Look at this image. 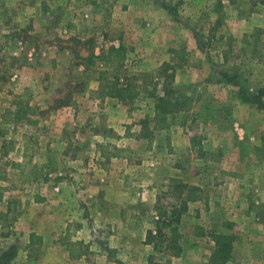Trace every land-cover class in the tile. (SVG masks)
Here are the masks:
<instances>
[{
  "label": "crops",
  "instance_id": "1",
  "mask_svg": "<svg viewBox=\"0 0 264 264\" xmlns=\"http://www.w3.org/2000/svg\"><path fill=\"white\" fill-rule=\"evenodd\" d=\"M67 1L0 0V87H11L15 92L30 88L33 103L43 108L52 101L50 88L57 83L54 74L66 79L79 76L77 81L86 85L68 97V105L53 109L48 117L40 116L39 123L45 128L34 136V161L44 167L48 177L18 189L23 214L11 226L12 235L19 238L20 250L13 263L31 257V235L35 234L46 248L45 261L149 264L148 257L155 251L146 243V237L149 230H155L157 197L163 187L154 176L139 175L145 161L137 160L145 140L137 138L140 130L129 135L121 125L126 118L135 119L132 115L142 118L145 109L141 105L135 113L124 114V102L113 97L99 99L96 91L100 70L110 68V63L102 59L103 45L94 52L91 64L95 61L96 65L90 67L77 63L74 48L59 43L70 38L86 40L103 28L111 40L109 46L123 44L131 48L128 56L139 58L136 69L151 72L172 60L176 83L179 76L196 83L192 63L194 58L203 59L204 49L195 25L213 14V0H103L102 4L97 0L92 4L86 0ZM81 5L90 11L89 20L74 15ZM251 20H256L255 15ZM176 54L184 55L186 63H179ZM4 74L7 80L2 82ZM211 85L224 84L208 83ZM235 104L243 120V112L251 108L239 101ZM209 107L211 110L205 106L200 109L197 127L176 121L170 128L157 131L153 153L170 158L174 151L182 155L193 152V133L184 130H203L205 134L218 130L211 127V122L224 118L219 108ZM96 116L108 123L114 135L91 129ZM207 135L211 137L212 133ZM168 143L174 150L170 153ZM99 145H109V150L129 147L133 155L105 159ZM218 145L222 144H214V149ZM24 146L25 141L16 142L9 157L22 161ZM230 148L242 149L238 143ZM243 158H226V164L233 167L227 176L221 175L212 182V191H204L188 202L180 223L183 253L172 258L173 264L178 259L182 264H208L216 246L211 233L235 238L232 257L226 264H264V161L256 159L252 163ZM8 185L0 180V189ZM10 195L5 192L0 204L5 200L7 205ZM1 211H7V207L0 210V217H5Z\"/></svg>",
  "mask_w": 264,
  "mask_h": 264
},
{
  "label": "rangeland",
  "instance_id": "2",
  "mask_svg": "<svg viewBox=\"0 0 264 264\" xmlns=\"http://www.w3.org/2000/svg\"><path fill=\"white\" fill-rule=\"evenodd\" d=\"M41 1L46 2V0ZM97 1H100L101 4L103 2V0ZM85 2L87 4L88 2L92 4L95 0H86ZM212 4L213 14L210 15L209 19L204 23L195 25V32L200 35V46L204 49L203 59H200L199 57L196 59L194 58L192 63V67H194V78L197 80L196 83L187 80L184 81L179 76V83H176L175 79L171 84V86L177 88L179 94L185 93L189 95L192 98V103L186 112H176L171 117V120L173 123L179 121L182 125L185 121L187 122L188 127H197L199 125L197 121H199L200 109L203 106L210 109L209 106L211 105L214 109L215 107L219 108L222 112L220 115L224 116V118L211 122V127L214 129L218 128V130H209L208 132H205V134L203 133V130H184L186 133H188V131L193 133L191 136V143L194 144V150L193 152H189V155L177 153L169 143V153L174 151V153L171 152L174 156H170L169 158L167 155H155L153 153V146H155L154 141L152 147L149 149V139L145 136L146 133H149V130H152V122L150 123L147 120V124H142L143 120L154 113L155 99L147 95L145 92H142L134 102L124 103L126 106L124 107V114L127 111L135 113L141 105L145 109L142 118L132 115L135 119L129 120V118H126V121L122 122L121 125L124 127L122 130H127L129 135L135 134V130H140L137 138H143V140H145V144L143 145L139 159L137 160V162L140 163H142V160L145 161L144 168L141 169L142 171H138V173L144 178L154 176L157 179V184L162 185L163 188L158 193L157 205L170 206V204H175L177 202V196L182 198L189 188L198 187L196 197L204 191H212V182H215L221 175L227 176L226 172H230L233 169V167L226 164V158H229V160H231V157L237 159L240 155L241 157H244L243 161L248 160L252 163L253 160L256 159H262V161H264V108H259V105H250L240 101L235 94L239 86L217 82L216 80L218 77L217 72L219 70L225 69L231 72L237 70L240 74V85L256 91L264 88L263 0H228L226 2L213 0ZM257 14H260V16L257 17ZM74 15L79 19H82V21H85L89 20L90 11H86L84 6L81 5L80 8L76 9ZM253 15L256 17V20L254 21L251 20ZM249 16L251 18H249ZM237 19L241 21L239 22ZM99 35L101 39L99 38ZM103 36L104 39H102ZM110 41L111 40L107 33H105V30L100 28L99 33H95L86 40L70 38L59 44L74 48L77 51V63L89 65L91 67L92 65H96L95 61L91 64L94 52L98 47H101V45L104 46L102 49L106 52L109 49ZM128 49L129 51L131 50L129 47ZM232 52H234V54ZM176 57L179 60V63H182V54H176ZM138 59V57L132 59L127 54L125 66L123 67V70L119 71V73L113 71L111 67L105 69L109 71L108 75H112L110 79L114 80V86L117 84L120 86L124 85L129 81L131 75H136L139 76L138 84L141 85L143 82H148L146 83L148 90H151L150 87H148L149 84H156L158 88L157 93L163 95L164 83L171 81L168 76L172 71L175 73V63H172V60L169 62L165 61L158 70L150 72L136 69L135 61H138ZM203 61L205 64H203ZM0 62H2L1 56ZM101 71L102 70H100V72ZM203 73L207 77H203ZM61 75H53L57 83L55 82L54 87L50 88L52 101L45 104L43 108L36 104L42 111V114L36 117L39 122L40 116L48 117L50 111L53 110L51 108L60 103V100L67 99L66 96L69 95V93L72 94L78 90L82 91L86 87L85 83L77 81L80 79L79 76L75 77V79H72V77L66 79V77ZM2 76V82L6 81L7 79L5 80V76L7 77V75L4 74ZM47 76L49 77V74ZM202 77L203 80L199 81ZM208 83H223L224 85L208 86ZM104 84H106V81L100 80L99 89L96 91L97 95L100 93L101 87ZM21 92H15L11 87H0V116L6 108L12 107V100L15 95ZM209 96H215L216 103L213 100H208ZM106 97L111 96L107 95ZM105 98L99 99L103 101ZM138 100L142 101L139 102ZM237 101L248 104L251 108L246 110L245 113L243 112L244 115L241 116L243 120H240V117L238 116V114H241L242 112L236 107L235 103ZM235 107L236 109H234ZM210 112L213 115H219L216 111ZM99 116L102 115L99 114ZM237 120H239V122H237ZM92 121V130L102 131L108 134V136L114 135L113 129L109 128L107 125L108 123L105 120L102 121L101 117L96 116ZM39 122L36 125H27L26 123L2 124L0 117V159L3 148L10 139H14L18 143L26 142L30 136L34 139V136H37L39 130H44L45 127L43 128V125ZM220 132H222V134H220ZM208 133H212V136L209 137V135H207ZM25 136L29 137L25 138ZM34 140L36 141V147L37 139ZM205 142H207L208 145H204ZM235 143L241 144V151L237 148H230V146ZM214 144L222 145H218L220 147L214 149ZM244 147L249 151V154L245 152ZM35 150L36 148H34V160ZM98 150L106 159L107 154L110 151L109 145H106L105 147L99 145ZM166 151H164V153ZM175 178L180 181L178 183L172 182V179ZM180 184H184V186ZM26 186L16 185V187H13L10 182L8 186L0 189L1 199L5 192L11 194L7 205L4 202L5 200H2V204H0V210L7 207V211H1L5 212V217L3 215H1L2 218L0 217V225H2L0 226V252L7 249L12 244H18L17 242L19 238L16 234L12 235L11 231L13 230L11 226H14L13 223L23 214V209L20 204L21 198H18L17 195L19 194L18 189H22ZM23 233L24 231L20 234V238L23 237ZM203 233L204 235L206 234V232ZM36 237L37 236L34 237V240H37ZM21 240L23 239L21 238ZM41 243L42 242L38 240L35 242L33 245L34 251L31 253L30 258H23L21 261L15 263L12 261L11 264H71L65 260L61 262L45 261L46 257H44L43 254L45 255L46 248ZM153 255L154 264L165 263L167 258L165 255L156 252L153 253ZM175 263L182 264V261L178 259ZM171 264H173V261Z\"/></svg>",
  "mask_w": 264,
  "mask_h": 264
},
{
  "label": "trees",
  "instance_id": "3",
  "mask_svg": "<svg viewBox=\"0 0 264 264\" xmlns=\"http://www.w3.org/2000/svg\"><path fill=\"white\" fill-rule=\"evenodd\" d=\"M264 4V0H263ZM165 6H167L165 4ZM128 47L125 45H111L109 49L102 55V59L110 63L113 71L119 73L125 66L127 60ZM181 62H185L184 55L181 57ZM217 82H224L234 86H239L235 92L238 99L250 105H259V108H264V88L261 90H250L243 85H240V74L237 70L231 72L229 70H219ZM108 70L100 72L99 79L106 81L101 87L99 98H105L107 95L116 98L117 100L127 103L134 102L142 92H145L150 97L155 99L154 113L142 121V124L152 122V130L146 133L145 136L149 139L150 149L152 147L155 132L168 129L171 126V117L177 112H186L192 103V98L187 94H179L177 88L171 86L172 81L175 80V73L172 71L169 74L171 81H167L163 86V95L157 93V85L149 84L151 90H148V82L138 84L139 76L131 75L129 81L124 85L117 84L114 86V80L110 79L112 75H108ZM150 83V82H149ZM174 83V82H173ZM114 88V89H113ZM71 96L72 94L69 93ZM64 99L51 109L59 106L68 105L70 100ZM33 91L30 88H25L21 93L15 95L12 100V107L6 108L1 114L2 124H19L26 123L27 125H36L39 120L36 118L42 114L40 108L32 103ZM148 120V122H147ZM29 137V136H28ZM25 137V138H28ZM16 141L10 139L4 146L0 159V180L11 182L13 187L31 186L41 180H46L44 167L39 166L34 162V148L36 141L33 137H29L25 142L23 160L15 161L9 157L11 151L15 149ZM132 155V150L129 147H113L107 154V159L114 157L129 158ZM175 178L172 182H179ZM183 185L184 184H180ZM198 187L187 189L186 196H177V202L170 204V206L156 205V212L158 219L155 221V230L147 232L146 243L151 244L156 253L165 255L166 260L164 264H171L172 258L180 257L183 253V246L181 244L182 233L180 230V223L183 214L187 211V204L190 200H195ZM176 197V196H175ZM1 199V195H0ZM158 202V201H157ZM36 235H31V245H34L37 240H34ZM211 238L216 242L215 249L208 257V264H226L232 257L233 242L235 240L233 235L223 233H211ZM19 251L18 244H12L7 249L0 252V264H11L17 257ZM154 255H149L148 261L154 264Z\"/></svg>",
  "mask_w": 264,
  "mask_h": 264
},
{
  "label": "built area",
  "instance_id": "4",
  "mask_svg": "<svg viewBox=\"0 0 264 264\" xmlns=\"http://www.w3.org/2000/svg\"><path fill=\"white\" fill-rule=\"evenodd\" d=\"M222 2H226V1H228V0H221Z\"/></svg>",
  "mask_w": 264,
  "mask_h": 264
}]
</instances>
